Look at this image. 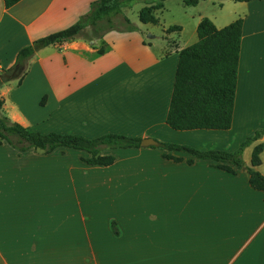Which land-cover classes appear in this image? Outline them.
<instances>
[{"label": "crops", "instance_id": "crops-1", "mask_svg": "<svg viewBox=\"0 0 264 264\" xmlns=\"http://www.w3.org/2000/svg\"><path fill=\"white\" fill-rule=\"evenodd\" d=\"M96 1L22 0L5 9L0 0V70L12 68L21 49L76 24ZM237 4L232 17L210 19L217 29L242 19L229 130L166 125L179 53L197 42L207 17H191L187 35L179 24L168 31L173 26L158 17L163 9L154 12L157 24H133L135 32L39 50L20 83L3 80L2 114L40 134H114L234 152L264 129V1ZM133 7L121 8L124 17ZM99 43L103 54L96 53ZM260 143L264 137L244 150L245 166ZM164 154L151 147L106 150L114 163L90 167L81 151L18 153L0 143V264H264V193L251 189L247 173L232 175L182 152L171 154L181 159L175 163ZM257 171L264 176V150ZM72 187L79 190L73 197ZM93 190L90 199L98 190L110 195L85 198Z\"/></svg>", "mask_w": 264, "mask_h": 264}, {"label": "trees", "instance_id": "trees-1", "mask_svg": "<svg viewBox=\"0 0 264 264\" xmlns=\"http://www.w3.org/2000/svg\"><path fill=\"white\" fill-rule=\"evenodd\" d=\"M5 9H9L22 0H2ZM166 0H97L90 6V11L80 20L59 32L41 38L32 45L21 49L15 64L8 70H0V76L16 70L18 83L27 72V63L36 52L50 46H60L76 39L100 40L109 32H135L137 28L121 16V8H131L144 4L138 13L141 24H157L154 12L163 9ZM235 3H246L254 0H230ZM264 1V0H259ZM186 5H196V0L185 1ZM179 29L172 27L168 31ZM242 19H237L222 29L204 18L197 26V42L179 53L174 77L172 95L166 116V125L174 131L193 130H229L232 123L234 99L237 85L238 61ZM100 49L98 54H103ZM5 81L0 80V87ZM42 101L41 104H43ZM3 101L0 100V143L4 142L18 153L32 150L41 155H49L58 149L81 151L88 157L81 161L90 167H109L115 158L103 155L106 150L139 149L142 140L121 135L107 134L95 139H86L80 135L31 132L16 123H12L2 114ZM264 137V129L257 130L248 136L234 152L208 151L201 152L187 146L155 142L152 149L166 151L162 157L178 163L181 159L171 156L173 152H182L202 161H214L216 168L236 175L244 171L248 175L251 189L264 193V176L257 168L263 144L254 147L250 165L245 166L242 160L244 150ZM192 161H189L191 163ZM110 229L118 235L114 222Z\"/></svg>", "mask_w": 264, "mask_h": 264}, {"label": "rangeland", "instance_id": "rangeland-1", "mask_svg": "<svg viewBox=\"0 0 264 264\" xmlns=\"http://www.w3.org/2000/svg\"><path fill=\"white\" fill-rule=\"evenodd\" d=\"M185 1L187 0H169L167 2H164L162 13L158 15V17L160 18V20L162 21L164 25L173 26V27L178 24L182 25L184 27L185 34L187 35L191 31L190 18L191 17L196 18L200 13L205 15L207 19L209 20L214 19L215 17H223L224 19H228L229 17H232L234 14L238 13L237 12L238 4L235 2L229 1V0H218V1H222L221 6L220 5L218 6L217 4L202 2V1H200L199 6L186 5ZM136 5H139V6L133 7V11H135V13L132 14L130 12H127V15H126L131 24H139L138 13L142 7L141 5H144V4H136ZM121 16L124 17L122 12H121ZM146 28H148L149 30H158L157 28H153L151 26H147ZM87 36H85L84 39H88ZM105 48L106 47L104 43H99L95 47L96 53H98L100 49L104 50ZM98 192H99L98 198L96 196L94 199H90V197H93L94 194L97 193L94 190L86 194L85 198L89 197L88 199L90 200L98 199L99 201L100 199L108 198V196L110 195V192L106 190L105 191L98 190ZM75 193L78 194L79 190L76 189V191H74L72 187L71 197H73Z\"/></svg>", "mask_w": 264, "mask_h": 264}, {"label": "water", "instance_id": "water-1", "mask_svg": "<svg viewBox=\"0 0 264 264\" xmlns=\"http://www.w3.org/2000/svg\"><path fill=\"white\" fill-rule=\"evenodd\" d=\"M15 77H16V70H14L10 74H6V75L1 76L0 79L1 80H6V81H10V80L15 79ZM155 145H156V143L153 140H151V139H146V140H143L141 142V146L145 147V148L154 147Z\"/></svg>", "mask_w": 264, "mask_h": 264}]
</instances>
